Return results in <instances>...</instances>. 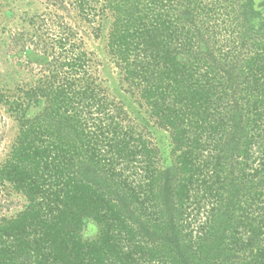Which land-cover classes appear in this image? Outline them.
Returning <instances> with one entry per match:
<instances>
[{"label":"trees","instance_id":"16d2710c","mask_svg":"<svg viewBox=\"0 0 264 264\" xmlns=\"http://www.w3.org/2000/svg\"><path fill=\"white\" fill-rule=\"evenodd\" d=\"M99 1L74 0L81 19L94 22ZM263 5L106 0L108 45L143 124L64 25L36 84L0 94L19 122L0 185L27 202L0 221V264H264Z\"/></svg>","mask_w":264,"mask_h":264},{"label":"rangeland","instance_id":"374dc122","mask_svg":"<svg viewBox=\"0 0 264 264\" xmlns=\"http://www.w3.org/2000/svg\"><path fill=\"white\" fill-rule=\"evenodd\" d=\"M254 1L257 6L263 2ZM96 7V12L93 11L96 18L91 23L81 19L74 0H0V94L10 97L17 94L20 87L35 85L42 74L40 59L43 52L50 54V60L56 37L60 36L64 25H70L77 33V39L83 42L92 61L93 74L100 80L105 93L124 108L130 124H143L149 114L139 96L129 92L117 59L108 45L114 15L106 7V0H100ZM258 9L264 15V5ZM25 47L39 53V57H32L33 63L27 62L23 54ZM6 109L0 102V164L9 157L19 131L18 120ZM37 112V108H31L27 114L33 117ZM155 127L152 122L149 131H155ZM155 142L164 150L163 159L172 161L169 133L158 131ZM26 204L23 196L0 185V221L14 217ZM97 234L98 227L93 222L83 231L87 240L96 238Z\"/></svg>","mask_w":264,"mask_h":264}]
</instances>
